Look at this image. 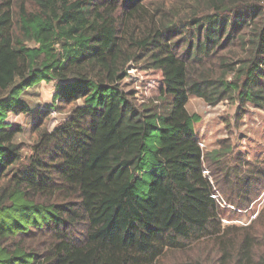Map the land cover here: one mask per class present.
Segmentation results:
<instances>
[{
    "label": "trees",
    "instance_id": "trees-1",
    "mask_svg": "<svg viewBox=\"0 0 264 264\" xmlns=\"http://www.w3.org/2000/svg\"><path fill=\"white\" fill-rule=\"evenodd\" d=\"M26 2L0 0V264H264V208L223 226L188 110L264 108V0ZM135 68L157 97L127 89ZM42 80L67 111L53 130L21 97ZM11 111L33 116L29 154ZM233 170L250 201L264 169Z\"/></svg>",
    "mask_w": 264,
    "mask_h": 264
},
{
    "label": "rangeland",
    "instance_id": "rangeland-1",
    "mask_svg": "<svg viewBox=\"0 0 264 264\" xmlns=\"http://www.w3.org/2000/svg\"><path fill=\"white\" fill-rule=\"evenodd\" d=\"M25 1L27 5H32V0ZM231 78L232 76H229L228 79ZM125 83L127 89H137L141 101L157 97L161 87L159 78L145 73L140 68L132 70ZM55 89L54 81L42 80L29 87L21 96L22 99L29 101L33 111L45 109L50 112L47 123L49 130H53L67 117L65 110H50L54 102L58 103L55 99ZM245 109L241 113L243 109L238 100H224L213 106L202 98L192 95L188 102L190 114L197 117L195 127L204 149L206 166L209 168L207 174L216 187V200L222 209L224 227L254 225L255 218L260 217L264 208V184L258 185L257 194L253 190L250 191L248 195L252 196V199L247 201L245 193L237 195L239 187L243 188V185L235 180V173L230 177L229 182L225 180L226 168L230 170L234 167L233 171L242 175L249 173V167L251 172H260L264 169V108H256L249 103ZM8 118L23 127L22 132L17 136V142H22L24 153L29 154L35 137L33 116L15 114L11 111ZM218 152L221 154L216 158L217 163H212L211 155L215 156ZM239 153L242 160L237 158ZM232 203L241 210L232 211ZM171 262L172 258L168 256L166 263Z\"/></svg>",
    "mask_w": 264,
    "mask_h": 264
},
{
    "label": "built area",
    "instance_id": "built-area-1",
    "mask_svg": "<svg viewBox=\"0 0 264 264\" xmlns=\"http://www.w3.org/2000/svg\"><path fill=\"white\" fill-rule=\"evenodd\" d=\"M200 145H201V144H200ZM201 147H202V145H201ZM231 208H232V209H235V207H234L233 205H231Z\"/></svg>",
    "mask_w": 264,
    "mask_h": 264
}]
</instances>
